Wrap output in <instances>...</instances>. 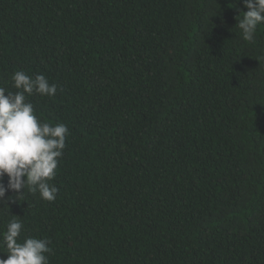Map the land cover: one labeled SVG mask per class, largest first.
I'll use <instances>...</instances> for the list:
<instances>
[{
	"label": "trees",
	"instance_id": "trees-1",
	"mask_svg": "<svg viewBox=\"0 0 264 264\" xmlns=\"http://www.w3.org/2000/svg\"><path fill=\"white\" fill-rule=\"evenodd\" d=\"M243 2L0 0V87L43 74L56 94L27 100L69 129L56 199L7 191L0 240L18 219L48 264H264V24L242 39Z\"/></svg>",
	"mask_w": 264,
	"mask_h": 264
},
{
	"label": "clouds",
	"instance_id": "clouds-1",
	"mask_svg": "<svg viewBox=\"0 0 264 264\" xmlns=\"http://www.w3.org/2000/svg\"><path fill=\"white\" fill-rule=\"evenodd\" d=\"M243 6L247 12L236 20L235 27L242 39L251 43L258 26L264 24V0H244ZM11 79L17 91L0 87V181L7 177L6 187L0 183V205L7 204V191L22 196L25 189L52 202L58 189L50 181L56 176L69 129L64 123L41 122L27 97L33 94L52 97L57 86L50 84L43 74L32 77L24 71H16ZM22 228L18 219L7 224L0 240L7 250V258L0 259V264H48L46 254L50 253V241L27 237L20 242Z\"/></svg>",
	"mask_w": 264,
	"mask_h": 264
}]
</instances>
